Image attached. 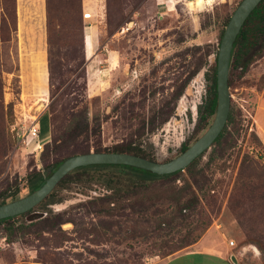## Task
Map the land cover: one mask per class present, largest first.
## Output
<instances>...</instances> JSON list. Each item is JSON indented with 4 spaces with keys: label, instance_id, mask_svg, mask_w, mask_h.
Wrapping results in <instances>:
<instances>
[{
    "label": "rangeland",
    "instance_id": "374dc122",
    "mask_svg": "<svg viewBox=\"0 0 264 264\" xmlns=\"http://www.w3.org/2000/svg\"><path fill=\"white\" fill-rule=\"evenodd\" d=\"M193 1L50 0L59 20L48 33L46 0H15L16 31L0 44V191L17 188V196H25L27 174L46 173L47 165L76 151L79 144L65 130L78 115L99 124L95 142L101 149L131 144L159 163L199 137L211 120L196 126L204 75L240 0L189 6ZM76 3L88 18L72 11ZM228 73L237 134L213 143L188 171L168 179L145 184L116 172L67 177L54 190L55 203L0 223V264H160L187 248L165 252L162 246L193 225L202 227L200 238L213 236L225 245L232 240V253L244 263L264 264L263 251L243 233L251 229L264 248V201L239 208L235 187L243 156L253 162L247 172H264V150L251 128L264 93V51L244 73ZM38 113V138L18 147L10 126ZM57 136L65 144L45 149L42 143ZM260 190L264 194V186ZM183 205L189 208L181 219Z\"/></svg>",
    "mask_w": 264,
    "mask_h": 264
},
{
    "label": "trees",
    "instance_id": "16d2710c",
    "mask_svg": "<svg viewBox=\"0 0 264 264\" xmlns=\"http://www.w3.org/2000/svg\"><path fill=\"white\" fill-rule=\"evenodd\" d=\"M111 0H108L110 3ZM72 8V11H77L79 13V3ZM57 7L50 2V0H46V22H47V31L48 33L51 31L53 27V23L56 20H59L56 17ZM81 11V10H80ZM227 22V21H226ZM16 31V15H15V0H0V44L7 42L10 40L11 36ZM221 37V36H220ZM84 44V37L82 38ZM48 41L50 39L48 38ZM84 46V45H83ZM264 51V0H261L260 3L253 9V11L248 15L244 23L242 24L238 35L235 37L233 42L231 54H230V63H229V72L231 70L239 71L240 73H244L248 67L256 60L258 56L262 54ZM49 84L53 85V78L55 76L54 65L55 62L49 56ZM58 66H61V63L58 62ZM62 71H57L58 77H62ZM207 80V89L206 96L201 106L197 110V126H206V121L212 117L214 109H215V64L210 69L209 74L205 75ZM229 83V73H228V81ZM61 84L63 82L61 81ZM60 84H58L54 88L53 94L59 90ZM53 94L50 96L52 98ZM52 107V103H51ZM84 116H75L71 118L70 124L67 126L65 130L66 137L70 139L75 144H79V148L71 152L67 157L83 154L87 152H112V153H126L134 156L141 157L143 159L153 161L152 157L142 151L140 148L132 146L131 144H120L116 145L110 149H101L97 142H95L96 138L99 134V124L93 123L90 124L87 122ZM238 123L235 122L234 117L232 115L231 109H229L227 119L225 125L217 138L213 143L219 144L220 141L223 142L232 137V134L238 133L239 128L237 127ZM231 127V130L228 128ZM63 137V136H62ZM61 136L50 138L46 143L43 144L45 149L53 150L57 149L61 146V144H65L64 137ZM254 137L257 139L256 135ZM212 143V144H213ZM261 145V143L258 141ZM262 146V145H261ZM187 148L186 144H183L180 147V152L184 151ZM263 149V147H262ZM40 150V148L38 149ZM264 150V149H263ZM65 157V158H67ZM201 157V156H200ZM63 158V159H65ZM199 158V157H198ZM197 158V159H198ZM59 160L57 162H52L47 165L46 173H42L40 171H31L27 174L26 177V187L28 193L38 188L43 181L51 174V172L59 165V163L63 160ZM195 159L192 161L184 170L188 171L196 162ZM253 162L250 157L243 156L241 159L240 170L238 172V176L235 181V187L239 190V200L241 203L239 204V208L244 206H251L253 208L258 207L264 201V194L261 192L260 188L264 186V172L258 170V173L247 172L250 167H252ZM96 172H116L120 175H131L136 179L141 180L142 182L153 181V180H161L168 179L173 176H176L180 173L177 171L168 175H154L149 172L135 169L127 166H116V165H94V166H86L76 168L66 174L54 187V189L47 195V197L39 203V205L45 203H53L56 201L54 196V190L66 180L67 177L71 175H77L78 177L89 176L90 173ZM252 176L254 179H251ZM91 178V177H90ZM146 184V183H145ZM109 185L107 189H109ZM18 189L14 188L12 191L9 189H4L0 191V205L16 200L19 198ZM192 202V201H191ZM194 203H197L194 199ZM189 208V205H183L181 207L178 206L177 216L178 218H185L183 214ZM28 213V212H27ZM26 214V213H25ZM244 214V213H242ZM239 219V216L237 217ZM13 218L0 220V223L11 221ZM242 225V224H241ZM251 229H243V233L245 235V241L253 242L259 246V248L264 253V248L260 244V242L256 239V237L252 235ZM202 227L198 225H193L187 228H184L182 234L178 237L175 243L167 245H163L162 249L167 252L172 248L182 249L189 247L194 244L202 235Z\"/></svg>",
    "mask_w": 264,
    "mask_h": 264
},
{
    "label": "water",
    "instance_id": "95a60500",
    "mask_svg": "<svg viewBox=\"0 0 264 264\" xmlns=\"http://www.w3.org/2000/svg\"><path fill=\"white\" fill-rule=\"evenodd\" d=\"M261 0H240L231 12L219 39L215 57V109L207 128L183 152L166 162H155L126 153L87 152L63 159L43 183L21 198L0 205V220L22 215L47 197L70 171L86 166L116 165L140 169L162 176L182 172L212 145L223 129L229 112L228 72L235 37ZM230 260H233L230 257Z\"/></svg>",
    "mask_w": 264,
    "mask_h": 264
},
{
    "label": "crops",
    "instance_id": "0c3cea01",
    "mask_svg": "<svg viewBox=\"0 0 264 264\" xmlns=\"http://www.w3.org/2000/svg\"><path fill=\"white\" fill-rule=\"evenodd\" d=\"M89 58L90 56L86 60ZM107 61L109 62V59L105 60V62ZM251 126L253 133L264 149V93L255 102ZM212 237L199 238L185 250L166 257L160 264H246L241 255L232 253V247L230 248L216 237ZM230 257L233 260H230Z\"/></svg>",
    "mask_w": 264,
    "mask_h": 264
},
{
    "label": "built area",
    "instance_id": "2783aa9c",
    "mask_svg": "<svg viewBox=\"0 0 264 264\" xmlns=\"http://www.w3.org/2000/svg\"><path fill=\"white\" fill-rule=\"evenodd\" d=\"M81 16L83 19L89 17V15L86 14L82 8H81ZM44 108L45 106L40 112H43ZM40 114L41 113H38L37 115L28 116V118L22 116L21 120L18 119L14 121V123L10 126V132L13 133V138L18 147L20 148L29 147L30 142L38 138L37 118ZM36 149L37 148H33L30 150V152L36 151ZM226 245L230 248L234 246L232 240L227 241Z\"/></svg>",
    "mask_w": 264,
    "mask_h": 264
},
{
    "label": "flooded vegetation",
    "instance_id": "af4514ba",
    "mask_svg": "<svg viewBox=\"0 0 264 264\" xmlns=\"http://www.w3.org/2000/svg\"><path fill=\"white\" fill-rule=\"evenodd\" d=\"M208 74H209V73H208ZM208 74H207V75H208ZM204 76H205V75H204ZM205 78H206V77H205ZM206 89H207V88H206ZM188 91H189V89L187 88L186 91H185V93H187ZM205 96H206V90H205V93H204V95H203V98H202L200 104L197 105V107H196V121H197V110H198V108L201 106L202 102L204 101ZM178 106H179V105H178ZM176 112H177V111H176ZM182 112H183V108H182V111H180V112H178V113H182ZM196 124H197V122H196ZM196 126H197V125H196ZM197 127H198V126H197ZM182 145H183V144H182ZM182 145H181V146H182ZM186 145H187V144H186ZM181 146H180V147H181ZM188 146H189V145H187V147H188ZM182 152H183V151H182ZM180 153H181V152H180ZM199 157H200V156H199ZM153 161H154V160H153ZM155 162H156V161H155ZM161 163H162V162H161ZM45 198H46V197H45ZM41 202H42V201H41ZM53 203H55V202H53ZM53 203H47V205H51V204H53ZM45 204H46V203H45ZM37 205H39V204H37ZM37 205H36V206H37ZM32 209H33V208H32ZM30 210H31V209H30ZM30 210H29V211H30ZM29 211H27V212H29ZM27 212H26V213H27ZM24 214H25V213H24ZM22 215H23V214H22ZM19 216H20V215H19ZM13 218H14V217H13Z\"/></svg>",
    "mask_w": 264,
    "mask_h": 264
},
{
    "label": "bare ground",
    "instance_id": "6f19581e",
    "mask_svg": "<svg viewBox=\"0 0 264 264\" xmlns=\"http://www.w3.org/2000/svg\"><path fill=\"white\" fill-rule=\"evenodd\" d=\"M201 3H203L202 0H195L193 2H189L188 5L189 6L194 5L195 7H198Z\"/></svg>",
    "mask_w": 264,
    "mask_h": 264
}]
</instances>
